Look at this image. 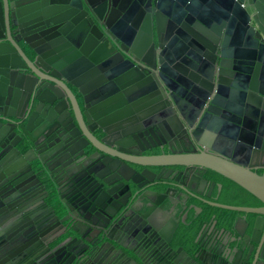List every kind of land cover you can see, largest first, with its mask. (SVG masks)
Masks as SVG:
<instances>
[{
	"label": "water",
	"instance_id": "water-1",
	"mask_svg": "<svg viewBox=\"0 0 264 264\" xmlns=\"http://www.w3.org/2000/svg\"><path fill=\"white\" fill-rule=\"evenodd\" d=\"M84 1L92 4V0ZM29 2L0 0V98L1 88L8 90L2 92L6 96L4 104L0 100V175L20 165L32 169L34 160L40 164L45 162L37 136L26 129L32 119L53 123L60 135L65 134L67 150L77 161L96 157L85 168L89 177L85 187L78 186L84 180L71 178L78 194L86 196L91 208L100 210L102 217H112L111 209L114 206L120 209L130 198L134 202L142 200L146 205H160L159 199L166 198L171 185L165 179L158 180L167 168L176 174L186 173L192 167L203 173L210 169L234 181L261 202L260 206L214 203L239 212L230 224L223 223L216 232L219 236L223 233L232 236L230 242L234 247L226 248L229 264H264V174L258 173L243 158L249 159L264 149V0H121L124 5L121 11H115L119 19L116 25L131 23L139 27L131 45H125V41L131 42L116 34L121 48L148 63L156 51L155 37L159 49L156 52L160 54L158 63L163 72L161 90L171 104L169 110L160 111L167 125L154 116L147 118L150 114L137 112L149 99L144 95L148 87L145 82L135 84V79H130L132 74L120 53L112 55L113 51L98 53L97 50L91 53L92 49L86 50L75 43L73 32L61 30V26L69 27L76 19L73 1L62 5L49 0L33 5ZM93 11L106 26L110 25L97 8ZM41 76H46L48 84L40 81ZM71 87L81 96V104ZM137 88L141 89L139 93L132 94ZM21 95L23 98L28 95V99L17 104ZM105 97L108 99L101 101ZM200 97L204 100H199ZM42 103L50 108L49 114L38 110ZM134 112L137 113L132 116ZM11 125H17L18 131L14 128L9 131ZM178 129L187 132L190 141L197 143L198 151H186L187 139L173 137ZM23 135L29 146L25 152L18 147ZM214 139L229 151L212 145ZM161 146H166L170 153H147ZM176 146L183 151H177ZM28 153L34 154L33 157ZM132 165L144 167L140 173L142 179L132 176ZM150 168L159 169L157 181L148 177L149 173H156ZM144 178L145 181H140ZM175 182L186 196L182 205L187 206L198 184L193 187L192 181L181 184L175 179ZM94 186L102 190L101 194L92 191ZM135 187L145 189L141 196H137L139 191H132ZM66 219L68 215L54 227ZM145 220L158 230L151 217ZM78 222L88 228L87 235L78 231ZM78 222L68 230L77 233L79 237L75 238L86 248L98 241H102L100 247L108 244L115 249L117 244H122L109 235V221L89 223L80 219ZM216 225L214 219L211 231H216ZM176 227L177 224L168 235L158 230L165 247L171 248L169 243ZM22 229L10 233L0 223V244L4 242L8 256H0V264H5L3 261L47 264L48 257L63 248L65 257L71 255L73 260L70 263L53 260L54 264H79L74 261L76 252L67 246L72 236L55 246H51L53 239L48 243L51 235L45 236L41 239V249L46 253L29 255L38 245L31 241L22 245L15 243ZM207 229L203 225L195 238L202 247L201 239ZM93 230L97 231L96 235ZM209 248L205 247L196 257L201 259L205 252L212 251ZM104 251L105 248L101 249L94 261ZM180 251L185 255L170 264H200L182 246L172 253ZM87 255L92 256L93 251Z\"/></svg>",
	"mask_w": 264,
	"mask_h": 264
},
{
	"label": "flooded vegetation",
	"instance_id": "flooded-vegetation-1",
	"mask_svg": "<svg viewBox=\"0 0 264 264\" xmlns=\"http://www.w3.org/2000/svg\"><path fill=\"white\" fill-rule=\"evenodd\" d=\"M29 1V4L33 5L41 0ZM71 1H73L76 6V19L73 22L69 21V27L67 26L64 28V26H61V30L66 32L70 31L71 33L73 32L72 37L75 43L83 46L86 50L92 49L91 53L95 50H97L98 53H111L113 51L112 55L120 53L123 57L122 62L125 63L127 70L132 74L130 79H135V84L145 82L148 87V92L144 93V95L149 97V99L145 101V107L137 112L141 113L143 111L145 112V116L150 114L147 118L154 116L158 122L167 125V122L165 123L166 118L160 115V111L163 109L169 110L171 104L166 101L165 94L161 90L160 74L163 72L160 69L161 64L158 63L160 54L156 52L159 49L155 37L153 40L155 42L154 48L156 51L153 55V59L149 58V62L144 63L140 59L134 57V54L129 50L121 48L122 43L116 38V34L120 33L126 40L131 42L127 43V41H125L124 44L131 45L135 39L136 32L139 30V27L131 26V23L122 27L116 25L119 19L115 17V11H121L124 5L121 0H92L91 5L84 0H49V3L58 2L60 3L59 5H62L66 2L70 3ZM94 8H97L100 14H104V16L107 17L108 23L110 24L109 26H106L103 19L101 20L97 17L93 11ZM49 34L50 33L46 35ZM46 76H41L43 78L40 81H42L43 84H48V81L44 79ZM46 78L49 77L47 76ZM71 88L75 92V99L81 104V96L76 93V90L73 87ZM140 90L141 89L137 88L131 93L137 94ZM5 91H8L7 88L2 87V97L0 100L3 104L6 96L2 95V92ZM116 94L117 93H115V95ZM112 96L113 94L108 96V98H111ZM108 98H102L101 101ZM22 99L23 103H25L28 99V95L26 97L24 96V98L21 95L18 98L17 104L20 103ZM199 100L203 101L204 99L200 97ZM186 108H188V106H186ZM38 110L49 114L50 108L42 103L39 105ZM137 112H134L132 116ZM68 117L69 116L66 115L65 119H68ZM34 123L36 125H34ZM17 127V125H11L9 131L13 128L18 131ZM26 129L28 133H32L31 135L37 136L40 145L39 150L41 151L40 154L43 155V160L45 162L40 164L38 161L34 160L31 162V165L33 166L32 169L30 167H25V165H20L13 171L10 170L9 172H4L0 175V223L6 225L10 233L15 229L23 228L19 232L15 243L21 245L30 241L33 244L36 243L38 247L32 249L29 255L35 253L39 256L41 253H46L44 252V249H41L43 246L41 239L45 236L51 235L48 240V243L50 244L55 234L64 230L66 234L61 240L69 235L72 236L67 241V246L76 252L74 261L79 264H144L137 255L142 257L145 264H170L174 259L179 257L182 258V256L185 255L181 251L175 254L172 253L173 250H176L180 246L183 247V251L187 253V255L191 256L200 264H212L213 262L215 264H221L225 261L224 257L226 256L227 258L228 251L226 248L228 246L234 247V243L230 242L232 236H227L225 233L219 236V233L216 234V232L223 227V223L230 224L239 212L223 208L214 203L235 206L261 205L260 201L257 204L240 202L241 198L245 193L247 194L248 191L229 178L210 169H207L203 173L192 167L186 173L176 174L174 171H170V169L167 168L162 171L158 180L165 179L171 185H168L169 192L167 193L166 198L164 200L159 199V201H161L160 205H146L142 200L135 199L136 201L134 202V199L130 198L127 204L120 209H117V206H114L115 208L111 209L112 214H114L112 217L110 216L111 218L109 216L102 217V212L100 210L91 208V204L89 203V200L86 199V196L78 194L77 187L72 184L71 178L73 177V179L84 180L78 186L80 187L81 185H84L83 187H85L89 178L86 177L87 174L85 168L90 161L96 157H84L80 161H77L78 158L67 150L66 142L63 138L65 134L60 135V132H58L53 123H43V120L36 121V119H32L31 124L27 126ZM19 133L22 134L21 132ZM95 135L99 137L96 132ZM16 137L17 135H14V139H16ZM173 137H183L187 139L188 147L184 148L186 151H198L199 148L197 143L195 141L191 142L189 135L187 132H184L183 129H178L177 132H174ZM201 138L202 135L199 136V139ZM78 142L80 141L78 140ZM82 142H84V140ZM26 143L27 138L23 135L21 143L18 145L23 152L29 149V146L26 145ZM212 145L225 151H229L227 147H223L220 143L218 144L216 139H214ZM88 148L92 150L91 145H89ZM175 149L177 151H183V148L179 146H176ZM147 153L166 154L170 153V151L166 146H161L155 147ZM28 155L29 157H33L34 154L31 155V153H28ZM243 158L244 161L254 167L258 173L264 174V149L255 152L249 159H246V157ZM14 162L18 163V160ZM14 162L11 166L14 165ZM132 166L134 168V170H132V176L141 178L142 176L140 173L144 167ZM150 169L156 173H149L148 177L153 178V181H157V172L159 169ZM141 179L140 181L146 180V178L143 180ZM175 179L181 184H185L187 181H192L193 187L196 186V183L198 184L195 187L196 191L192 192V196L189 197L187 206L182 205L181 201H183L186 196L182 193L180 188L175 186L178 183L175 182ZM96 189L97 187L94 186L92 191L94 190V193L101 194L102 190ZM122 189L124 190L126 188L123 187ZM87 190H89V188ZM134 190L139 191L137 196H141L145 189L143 187H135L132 191L134 192ZM102 196L105 197L104 194ZM126 198L127 195L125 199ZM210 210L211 214L209 219L203 222L194 234L192 245L195 247V250L190 252L184 244L179 243V237L182 232L189 230V227L193 226L200 217ZM224 210H230L231 217L228 216V214L226 215ZM67 215L69 216V219L63 221L59 226L54 227L58 220ZM249 215L252 216L253 214ZM147 216L151 217L154 225L157 226V229L164 232L166 235H168L173 229V226L177 224L172 240L169 243L173 250L165 247L160 242L162 237L158 230L150 227L146 223L145 219ZM80 219L88 221L89 223L94 221L97 223H107L109 221L107 225L109 235L122 244H117L115 249L108 244H104L100 247L102 241H98V243L95 242L93 245L86 248L81 241L75 238L76 236L79 237V235L75 232H69L68 230H71V227ZM214 219L217 220L215 232L213 229L211 231V225ZM205 224L208 229L201 239V241L204 242L202 247L195 242V238L199 230ZM76 226L78 231H81L82 234H88V228L81 225L80 222H78V225ZM92 233L93 235H96L97 231L93 230ZM94 239L95 237H92V240ZM105 241L106 240H103V242ZM5 243L8 245V241ZM57 243L53 245L51 244V246H55ZM222 245L225 247L224 250L222 249ZM205 247H210L209 250L212 248V251L208 253L205 252L201 259H199L198 256L196 257V254L199 255ZM104 248L105 251L102 253L103 255L99 257L97 261H94L98 252ZM120 248H122L123 251H120ZM221 250H223L222 253H220ZM4 251H6V248L4 249L3 242L0 244V256L4 255L3 257H8ZM63 251L64 248L63 250L55 251L54 255L52 253V257H48V255L47 257L49 260H47L46 263L54 264L55 261L53 260H59V263H70L73 260V256L68 255L65 257ZM89 251H93L92 256L87 255ZM132 259H135L136 262H133ZM3 262L5 264L8 263L5 261ZM22 264H29V262L23 261Z\"/></svg>",
	"mask_w": 264,
	"mask_h": 264
},
{
	"label": "trees",
	"instance_id": "trees-1",
	"mask_svg": "<svg viewBox=\"0 0 264 264\" xmlns=\"http://www.w3.org/2000/svg\"><path fill=\"white\" fill-rule=\"evenodd\" d=\"M248 193L244 194V196L241 198L240 202H243L246 204H257V203H259V200L256 197H254L252 194H250V193L248 194ZM227 202H234V201H227ZM224 212L226 215L228 214V216H230V213H231L230 210H224ZM210 214H211V210L209 212L205 213L202 217H200V219L197 220L193 226L189 227V230L182 232V234L180 235L179 243L184 244L185 247L190 252H193L195 250V247L192 245L194 234L196 233V231L200 227V225L209 219ZM65 234H66V232L64 230L56 233L51 244L53 245V244L57 243L58 241H60L65 236Z\"/></svg>",
	"mask_w": 264,
	"mask_h": 264
},
{
	"label": "crops",
	"instance_id": "crops-1",
	"mask_svg": "<svg viewBox=\"0 0 264 264\" xmlns=\"http://www.w3.org/2000/svg\"><path fill=\"white\" fill-rule=\"evenodd\" d=\"M224 260L225 261L223 263H221V264H229L228 258H226V256L224 257ZM212 264H215V263L213 262Z\"/></svg>",
	"mask_w": 264,
	"mask_h": 264
}]
</instances>
